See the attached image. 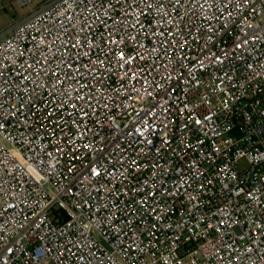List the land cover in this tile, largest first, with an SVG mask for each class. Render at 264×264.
Returning <instances> with one entry per match:
<instances>
[{
    "label": "built area",
    "instance_id": "2783aa9c",
    "mask_svg": "<svg viewBox=\"0 0 264 264\" xmlns=\"http://www.w3.org/2000/svg\"><path fill=\"white\" fill-rule=\"evenodd\" d=\"M0 264H264V0H52L17 22Z\"/></svg>",
    "mask_w": 264,
    "mask_h": 264
},
{
    "label": "rangeland",
    "instance_id": "374dc122",
    "mask_svg": "<svg viewBox=\"0 0 264 264\" xmlns=\"http://www.w3.org/2000/svg\"><path fill=\"white\" fill-rule=\"evenodd\" d=\"M52 0H35L30 8H19L14 0H0V39L20 20Z\"/></svg>",
    "mask_w": 264,
    "mask_h": 264
}]
</instances>
